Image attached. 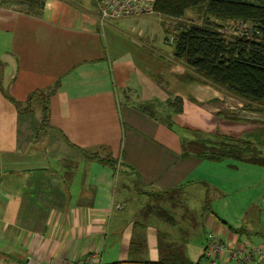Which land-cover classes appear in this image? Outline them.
<instances>
[{
	"label": "crops",
	"instance_id": "obj_1",
	"mask_svg": "<svg viewBox=\"0 0 264 264\" xmlns=\"http://www.w3.org/2000/svg\"><path fill=\"white\" fill-rule=\"evenodd\" d=\"M35 10L0 0V246L6 234L21 246L13 264H74L95 252L101 264H202L208 232L264 246V107L179 80L173 55L159 62L143 48V29L118 25L157 16L168 33L176 20L100 23L97 0H43ZM146 26L152 40L156 27ZM174 98L179 114L167 104ZM204 135L247 141L255 153L185 155L182 141ZM120 179L165 200L144 211L128 188L116 195Z\"/></svg>",
	"mask_w": 264,
	"mask_h": 264
},
{
	"label": "trees",
	"instance_id": "obj_2",
	"mask_svg": "<svg viewBox=\"0 0 264 264\" xmlns=\"http://www.w3.org/2000/svg\"><path fill=\"white\" fill-rule=\"evenodd\" d=\"M9 1L12 0H3L2 3ZM19 3L30 9L36 8L37 14L41 13L43 6V0H19ZM153 9L155 14L170 20L184 19L186 12L192 11L199 21L196 20L199 25H181V30L175 35L173 59L184 68L179 80L209 85L242 102L264 107V5L243 0H155ZM228 21L250 22L260 35L228 42L217 33L219 24ZM4 96L19 113L32 111L30 102L23 108L9 96ZM47 97L42 96L40 106L43 127H47L49 121ZM167 104L173 108L174 114L181 113L180 98H174ZM182 146L185 155L208 160L241 158L249 152L255 153L247 141L223 136L204 135L183 140ZM105 163L109 165L112 162L106 159ZM114 166L112 163L111 167Z\"/></svg>",
	"mask_w": 264,
	"mask_h": 264
},
{
	"label": "built area",
	"instance_id": "obj_3",
	"mask_svg": "<svg viewBox=\"0 0 264 264\" xmlns=\"http://www.w3.org/2000/svg\"><path fill=\"white\" fill-rule=\"evenodd\" d=\"M154 3L155 0H97L99 21L104 23L107 20L151 15L155 13L153 9ZM175 22L168 31V44H173L176 33L182 28L178 26L176 29ZM198 24L196 23V25ZM217 33L223 36L225 40L231 36L235 40L241 38L250 39L253 36L260 35V31L254 24L247 26L245 22H227L217 28ZM119 208L118 206L116 207V209ZM100 258L98 253L95 252L79 263L74 264H100ZM52 264L73 263L55 262ZM202 264H264V247L242 243L230 245L228 241L222 240L213 232H208L207 244L202 255Z\"/></svg>",
	"mask_w": 264,
	"mask_h": 264
},
{
	"label": "rangeland",
	"instance_id": "obj_4",
	"mask_svg": "<svg viewBox=\"0 0 264 264\" xmlns=\"http://www.w3.org/2000/svg\"><path fill=\"white\" fill-rule=\"evenodd\" d=\"M1 1L3 2V0H1ZM243 1H247L250 3L258 4V5H264V0H243ZM12 2L19 3V0H12ZM144 19L147 20V23H145V22L143 23V22L138 21V20H144ZM138 20H129L128 22H119L118 25H119V27H121L123 29L134 30V33H136L135 35H137L139 33L140 29H143L144 35L143 36L141 35V39L143 41L142 44L144 45V47H143L144 50L146 49L148 51L147 52L145 50L146 54L149 53V55H154V57H157L159 59V62H161L160 60L167 61V59L171 55H173V45L168 44V42H167V36L169 33L164 32L159 27L160 17L150 16V17H144L143 19L141 18ZM180 20L181 21L175 22L176 23V25H175L176 29L178 28V26L194 24V23L196 24L198 21L197 17L194 15H190L189 18L180 19ZM228 22H234V21H228ZM225 23H227V22L221 23V24H219V26H222ZM245 23L247 26H250V24H252V23H248V22H245ZM147 24H151L152 26L156 27V29L154 30V37L152 38V40H151L150 36L148 35V31H146L147 29H150V26H146ZM146 32H147V34H146ZM254 37L255 36L251 37L250 39H253ZM233 39L234 38L231 36V37H227L226 40L228 42H232ZM243 39H245V38H243ZM49 93L50 92H48V95H49ZM228 102H230V101H228ZM85 159L86 160H84V164H88L87 162H89V161H87V160L89 158H85ZM105 160L102 158V156L92 157V161H96V163L99 162V163L104 164ZM71 163H73V162H71ZM75 163H76L75 166L78 167L77 162H75ZM66 164L68 165V163H66ZM86 167H89V165H86ZM63 179L65 180V183L68 181V176L66 173H63ZM84 180H85V176L83 177L82 183L84 182ZM124 184H125V182H123L122 179H120L118 181L116 180V182L114 180L112 189H114V191L116 192V195H118L119 193L123 192L124 190H126L128 188L129 192L127 193L126 196L128 197L129 201H132L136 197H139V201L144 206V208H143L144 211H148V212L157 211V209L155 208L156 207L155 204H158L159 202H162L165 200V199H162L161 201H159V200L147 197V196L137 194V191H135L134 187H132V184L129 187H124L123 186ZM68 189H69L70 195H74L72 188L69 187V183H68ZM83 189H84V187H83ZM79 192H80V190H79ZM161 207L165 208L164 211L169 212L171 210V208L174 206L171 202H169L168 205L165 204L164 206H161ZM186 222H187L186 219L181 221V223H186ZM193 222L199 223L198 219L195 217H194ZM174 231H175V233H177V235H179V238L182 237L181 235H186L183 233L187 232L186 229H183V230L175 229ZM9 236H10V234H6L4 236L3 244L0 246V260L2 259V264H3V262L5 264L6 263L13 264L17 261L16 259H18V257H21L20 259H22V257H23V254L21 253V250H20V247H21L20 245H11V246L9 245ZM260 241H263V240H260ZM201 243H203V242H201ZM257 246H261V245H257ZM105 261L106 260L104 259L103 262L105 263Z\"/></svg>",
	"mask_w": 264,
	"mask_h": 264
}]
</instances>
